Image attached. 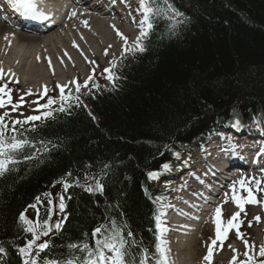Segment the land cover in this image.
Listing matches in <instances>:
<instances>
[{
    "label": "trees",
    "instance_id": "1",
    "mask_svg": "<svg viewBox=\"0 0 264 264\" xmlns=\"http://www.w3.org/2000/svg\"><path fill=\"white\" fill-rule=\"evenodd\" d=\"M160 1L151 4L159 9ZM164 1L183 19L152 17L145 51L111 67L108 76L117 79L104 85L93 77L85 91L70 92L49 109L48 118L4 122L7 136L15 127L29 143L0 175V264H23L18 250L32 236L20 214L35 205L36 222L49 221V190L59 181L56 199L63 197L65 218L37 261L82 259V246H95L93 229L115 221L124 235L133 233L137 257L147 249L155 264L151 160L164 151L176 160L213 127L264 120V0ZM97 181L102 191L85 190ZM72 243L80 246L71 249Z\"/></svg>",
    "mask_w": 264,
    "mask_h": 264
},
{
    "label": "snow or ice",
    "instance_id": "2",
    "mask_svg": "<svg viewBox=\"0 0 264 264\" xmlns=\"http://www.w3.org/2000/svg\"><path fill=\"white\" fill-rule=\"evenodd\" d=\"M9 6L15 10V12L19 13L25 19H32V20H48L50 17L46 15L43 11L39 8L40 0H7ZM138 11L141 12L142 19L140 20V33L136 37L135 41L129 43L126 37L123 36L117 30V35L121 37L124 41V52H143L145 48L143 46V38H145L149 31L153 28L152 24V17H159L161 15V10L154 8L151 4V0H139V9ZM72 16L76 15V12L73 11L71 13ZM84 24L87 25V21H84ZM114 27V26H113ZM175 25L170 24L169 30L172 31ZM74 46L75 43H74ZM107 54V51H105ZM67 55V53H65ZM123 55V53H122ZM39 59V57H37ZM111 63V62H110ZM114 67V64L112 65ZM49 67H51V61L49 60ZM106 72H110V69H105ZM14 75V73L12 74ZM3 76V70L0 69V78ZM89 79H92L90 76ZM110 81H114L117 79L114 75H109L107 77ZM18 83V81H16ZM75 83V81H73ZM85 86H87V81L85 82ZM80 85H77V91H79ZM10 89L7 88V85L0 87V94L8 95L10 93ZM61 91V101H67L69 99L68 96L64 95V87L60 88ZM47 89H45L46 94ZM78 99V98H77ZM23 101V97H21V102ZM8 103H11V96L8 95ZM56 103L55 100L49 98L46 104L40 105L43 109H50L51 105ZM5 101L2 97H0V108L4 107ZM16 110V106H13V111ZM59 111H64V107H60ZM7 115V113H5ZM52 115V112L45 111L43 112V118H48ZM41 116H28L23 121L15 120L13 121V126L15 125H23L27 124L30 121H37L40 120ZM232 127L239 129L241 127L240 121L237 119L233 124ZM9 131L8 125L4 123V117L0 116V175H3L6 171L9 170V166L17 163L15 156L18 152H20L25 145L29 142L26 139H20L15 134L16 129L13 127L11 131L14 133L11 136H7L6 133ZM178 157V154H177ZM30 158V157H26ZM164 170H168V165H164ZM264 171V170H262ZM70 175V174H69ZM149 178H155L157 173L149 172ZM87 180V177L85 178ZM240 187L247 192V197H241L237 195V189L235 184L231 187L232 190V202L236 205L239 209L238 212L234 213L232 217L229 219L227 227L222 225L221 221V207L217 206L215 209V214L213 218V222L216 226V239L212 241V244L208 247V254L204 257V260L211 264V258L213 254V246L217 244L219 241L221 244L223 240L226 239L227 233L231 229L237 230V237L242 238V233L239 232V226L241 221H239L238 217L240 216L241 212H244L245 204H256L259 203L256 196L253 194L252 188L246 186L245 181L241 179L237 181ZM255 184L257 186V191H264L261 189L259 185L261 184L260 180H255ZM71 185L65 183L64 188L67 190ZM85 190L88 192L93 191H102L103 186L97 181L95 188L91 185H86ZM48 195V194H46ZM226 200L227 202V194ZM39 199V198H38ZM31 207L35 208V205ZM59 210L62 212L65 208V204L63 202V197L60 198L59 203ZM257 222H259V217H255ZM19 220L22 224L27 225L23 230L31 234L32 238L27 242L24 247L19 248V254L23 258V264H38L37 258L39 257L40 253L45 251L49 244L47 241L37 243L40 240L41 236H47L49 232L52 231V227H55L57 231L61 228V223L57 222L55 225H50L48 220L45 219L42 222H36L33 224L32 221H29L24 213L20 214ZM251 226V224L249 225ZM126 227V226H125ZM156 228L160 235H157L156 239L158 243L155 245L157 259L155 264H169V259L167 256V249L163 247L167 242L161 239V235L167 231L166 228L162 227V222L160 221L159 217H156ZM92 238L94 240V247L90 248L87 244H84L80 249L82 252H85L86 255L81 258L69 259L65 261V264H149L150 256L147 249H141L139 255L134 252L135 248V241L132 239L133 233L131 231L127 232V235L123 234V229L116 224L115 221L111 222V226L108 227L106 225H99L95 227L91 233ZM245 243V248L248 249L244 252L245 260L238 261L234 255L232 257L233 262L236 264H264V244H261L259 251L255 252V254L250 255V251L254 252V245H249L247 241ZM75 247V246H73ZM3 248H0V252H3ZM235 252V249H233ZM46 264H58V262H46Z\"/></svg>",
    "mask_w": 264,
    "mask_h": 264
},
{
    "label": "rangeland",
    "instance_id": "3",
    "mask_svg": "<svg viewBox=\"0 0 264 264\" xmlns=\"http://www.w3.org/2000/svg\"><path fill=\"white\" fill-rule=\"evenodd\" d=\"M138 9H139V6H138ZM138 12L141 13L140 11ZM108 18H112V15H108L107 19ZM138 28H140L139 25L135 23L134 24L131 23L129 25L128 20H127V23L125 22L121 25V27H118V29L124 31V33L122 34L124 37L127 38L130 44L131 42L135 41L136 37L138 36L137 35ZM68 30H69V27H68ZM68 30L67 28L63 27L61 30V33H64L66 36H69L70 33ZM127 30L130 31V34H128V32L125 33ZM79 34H82V33H79ZM72 35L73 36L71 38L73 37L75 38L76 34L72 33ZM99 36L97 35L98 38H96V40L95 39L89 40L88 47L80 44V42L77 39H75L74 41H71V38L70 39L66 38V40L69 43L70 42H72L73 44L75 43L76 47L78 48V51L69 47L70 45L68 44V42L65 41L66 44L64 45V48H66V51L70 56L68 57L61 56L59 61H56L53 58L58 59L60 54L59 52L57 53L55 52L53 48H51L50 55H49V58H52L51 67H49L48 62L46 61L42 62V59L45 55H41L39 58V64H38V65H41L40 70L42 71L45 70L46 73H48L50 69H54L58 72L57 75L25 76L24 80L22 81V80H18V77H22L18 73L9 72L11 75L15 73V75L12 76L13 79H11V81H8L6 78L4 79L10 82V84L12 83V84L18 85L19 89H16L13 86L7 84L6 81L0 80V87L7 85V88L11 90L10 93H8V95L11 96V103L7 102L8 95L0 94V97H2L5 101L4 107L0 108V114H3L4 117L12 120L21 114L25 115L26 113H32V111H34V107L43 103V100H41V97L36 95L38 91H42L45 89L54 91L55 89V91L57 92L59 90V83L63 85L64 91L68 89H74L78 83H81L82 85H84L85 82L89 80V77L91 75H98L101 70L105 71V69H110L111 65L119 64V60L122 57V53L123 55L128 53V52L126 53L124 52V41L121 39L120 36L117 35V32L114 33L113 40L116 43L115 48H114L115 53L112 55L111 58H109L108 56L113 52L111 51L112 46L110 45V43L106 41H105L106 43L103 42V38H105L104 36L102 37L101 36L99 37ZM100 41L102 42V44H99ZM98 44L101 47L104 45L101 48L104 54L101 53ZM61 46L62 45H60V47ZM105 51H107V54H105ZM30 63H31V58H30ZM16 81H18V83ZM73 81H75V83H73ZM56 86L58 89L56 88ZM27 89L33 90L32 92L33 94H30L31 91ZM57 93L59 94V91ZM21 97H23L22 102H21ZM13 106H16L15 111H13ZM5 113H7V115H5ZM167 165L169 166L168 163ZM163 170H164V166L161 167V170L157 173L156 176L164 175ZM180 176L182 177V174H180ZM167 178H169L172 181L176 180V179H173L172 177L166 176V180L168 181L170 180ZM255 180H260L261 184L259 185V187L261 189H264V178L261 177L260 179H254L253 182H255ZM253 185L254 186L251 187L248 184V186L251 188H257L255 183H253ZM258 192L263 193L264 191H258ZM257 198L260 201L262 198H264V195H261V196L258 195ZM232 207H233L232 204H230V207L225 206L226 211L230 212L231 215L234 214V213H231V210L232 212H234L233 211L234 209H232ZM260 210H261L260 206L246 208V210L242 212V215L238 218L239 221H241L240 226H239V232L242 233V238L237 237L236 229H231L229 241L223 244L224 250L221 249L220 251H216V252H219L218 255L224 254L222 256H226L227 258L226 264H228V262H233L232 257L234 255L237 258V262L245 260V257L243 254L246 250H248L245 248V243H244L245 241H247L249 245L255 246L254 252L259 250L261 244H264V213H261ZM174 215H175V211L169 209L167 220L170 222L168 224V229L171 230V234L167 237V240H166L167 243L163 245V247H165L168 250L166 254L169 259V264H193L191 262L184 261L185 258L187 257L189 258L190 254H189V250L186 247L183 249L181 245V240H179V238L176 237L175 225L173 224ZM25 217L29 221H32V219L29 218L27 214L25 215ZM255 217L260 218L259 222H257ZM250 224L251 226H249ZM52 230H54L53 227H52ZM201 231L202 232H200V235H202V237L201 238L198 237L197 239L198 242L196 244V250L191 252V257H194V259L198 262L199 261L201 262V259H204L205 255L207 254V251L204 252V247L208 243H210L213 238V233H207L206 227H204L203 230ZM42 237H46V236H41L40 239H42ZM232 238L234 240H232ZM233 249H235V252L233 251ZM254 252L250 251L249 254L252 255L254 254ZM233 264H236V262H234Z\"/></svg>",
    "mask_w": 264,
    "mask_h": 264
},
{
    "label": "bare ground",
    "instance_id": "4",
    "mask_svg": "<svg viewBox=\"0 0 264 264\" xmlns=\"http://www.w3.org/2000/svg\"><path fill=\"white\" fill-rule=\"evenodd\" d=\"M42 1V5H46L48 7V9H50L48 4L54 6V5H59V4H63L61 0H41ZM65 4V2H64ZM100 3H98L97 5H93L90 8H85L84 5H77L74 7H71L69 12L66 14L65 20L69 18V16L73 19V22L68 26L69 30L67 28V30L69 31L70 35L69 36H62V34H58L55 36H48L46 34H43L42 36H31V35H27L24 34L23 32H16L14 31V33H16V38H13L14 43L19 46L20 48L22 47H34L31 48L30 51H27L28 53L24 56H20L19 54H15L14 48L13 47V51L12 48H10L8 46V44H6V42L0 37V68L5 67V65L10 69L15 71L16 73H18L20 76L22 77H18V80H24L25 76H39V75H43V76H52V75H57L58 72L54 69H50L48 73H46L45 70H40L41 69V65H38L39 62L35 61V63L33 62V59L37 57H40L41 55H44L45 53H50L51 48H53L55 50V52H59L60 56L59 58H53L56 61H59L61 56H70L67 51L66 48H64V45L66 44V42H68L66 40L70 39L73 35L72 33L76 34L75 38H71V41H74L75 39H77L80 44L88 47L89 45V40L98 38L97 35L99 36H104L105 38H103V42H108L110 43L111 47V51H113L108 57L111 58L112 55L115 53L114 48H115V41L113 40L114 38V33L117 32V30L120 33H124V31L118 29V27H121L122 23L120 20H123L122 18L118 17L117 21H110L109 19H107L108 13H100ZM75 11L76 15L72 16L71 13ZM84 21H87V25L84 24ZM109 26V27H108ZM114 26V27H113ZM57 26H55L53 29H51L52 32L54 29L56 30ZM108 27V29H107ZM2 28L0 27V34L2 33ZM110 29V31H109ZM6 33H9V31L4 30ZM82 33V34H79ZM99 36V37H100ZM106 39V40H104ZM66 41V42H65ZM105 42V43H106ZM68 44L70 45L69 47L75 49L76 51H78V48L76 46H74V44L72 42H68ZM99 44H102V42L100 41ZM98 44V45H99ZM60 45H62L60 47ZM104 46V45H103ZM102 46V47H103ZM99 45L100 51L102 54L103 50ZM53 52V51H52ZM65 53H67V55H65ZM32 57V58H31ZM30 58H31V63H30ZM50 61H52V58L49 59ZM48 60V62H49ZM33 62V63H32ZM43 72V73H42ZM30 83V82H28ZM264 136V135H263ZM190 196H196L198 198H203L202 195L200 193H198L197 195L195 193H191ZM188 197L186 198L185 201L189 202L191 200H193V197ZM187 202L181 204V206H186ZM176 221V220H175ZM174 221V223H175ZM191 224L194 223L193 220H191L189 218V220H187L186 222L183 223L184 224ZM201 224L199 225V227L197 229L194 230L198 231L200 230ZM179 230L181 231V233L183 234L184 232V228H179ZM199 233V232H196ZM228 234V233H227ZM197 240H195L194 236H192L191 240H189L187 242V246L186 248L189 250V258H185V262H191L193 264H208V262L206 261H196L194 259V257H191V252L196 250V244H197ZM223 242H225L223 240ZM222 250H224V246L222 247ZM224 254H220V255H216L213 260V262L211 264H226V256H222Z\"/></svg>",
    "mask_w": 264,
    "mask_h": 264
},
{
    "label": "water",
    "instance_id": "5",
    "mask_svg": "<svg viewBox=\"0 0 264 264\" xmlns=\"http://www.w3.org/2000/svg\"><path fill=\"white\" fill-rule=\"evenodd\" d=\"M166 160H167L166 153H162L159 157L152 159L151 160L152 170L157 171L159 169L160 165H162L164 162H166ZM58 185H60V182L56 183L54 185V187H57ZM27 212L31 217H34L36 210L34 208H28Z\"/></svg>",
    "mask_w": 264,
    "mask_h": 264
}]
</instances>
